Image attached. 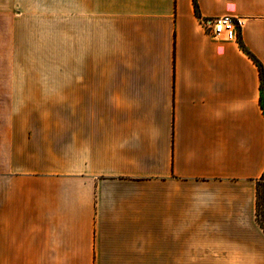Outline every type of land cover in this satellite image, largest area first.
<instances>
[{"label":"crops","instance_id":"crops-1","mask_svg":"<svg viewBox=\"0 0 264 264\" xmlns=\"http://www.w3.org/2000/svg\"><path fill=\"white\" fill-rule=\"evenodd\" d=\"M60 13L61 118L0 134V264H264V0Z\"/></svg>","mask_w":264,"mask_h":264},{"label":"rangeland","instance_id":"rangeland-1","mask_svg":"<svg viewBox=\"0 0 264 264\" xmlns=\"http://www.w3.org/2000/svg\"><path fill=\"white\" fill-rule=\"evenodd\" d=\"M60 10L61 0H0V134L12 128L9 120L21 125L61 118L60 71L66 63ZM262 185L258 220L264 227Z\"/></svg>","mask_w":264,"mask_h":264},{"label":"built area","instance_id":"built-area-1","mask_svg":"<svg viewBox=\"0 0 264 264\" xmlns=\"http://www.w3.org/2000/svg\"><path fill=\"white\" fill-rule=\"evenodd\" d=\"M203 26L208 30L209 36L215 42H231L238 37L240 23L234 20L229 14L219 17L209 18L203 22Z\"/></svg>","mask_w":264,"mask_h":264},{"label":"trees","instance_id":"trees-1","mask_svg":"<svg viewBox=\"0 0 264 264\" xmlns=\"http://www.w3.org/2000/svg\"><path fill=\"white\" fill-rule=\"evenodd\" d=\"M253 61L256 63V59L254 57H252ZM260 78H261V91L264 93V76H263V70H262V67L260 66ZM264 182V174L260 177V180L258 182V187H257V213H256V216H257V223L258 225L260 226V228L263 230L264 232V227L263 225L259 222L258 220V208H259V200H260V194H261V187L263 186L262 184Z\"/></svg>","mask_w":264,"mask_h":264}]
</instances>
